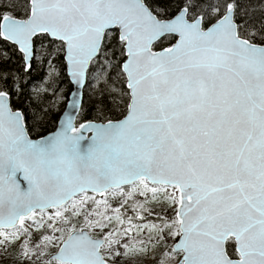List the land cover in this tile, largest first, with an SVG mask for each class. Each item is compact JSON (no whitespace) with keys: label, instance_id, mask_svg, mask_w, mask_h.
<instances>
[{"label":"snow or ice","instance_id":"6c2138e0","mask_svg":"<svg viewBox=\"0 0 264 264\" xmlns=\"http://www.w3.org/2000/svg\"><path fill=\"white\" fill-rule=\"evenodd\" d=\"M0 264H264V0H0Z\"/></svg>","mask_w":264,"mask_h":264},{"label":"water","instance_id":"95a60500","mask_svg":"<svg viewBox=\"0 0 264 264\" xmlns=\"http://www.w3.org/2000/svg\"><path fill=\"white\" fill-rule=\"evenodd\" d=\"M86 135H87V133H86Z\"/></svg>","mask_w":264,"mask_h":264}]
</instances>
